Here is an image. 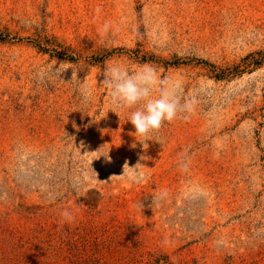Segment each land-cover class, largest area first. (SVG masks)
Wrapping results in <instances>:
<instances>
[{
  "label": "rangeland",
  "instance_id": "1",
  "mask_svg": "<svg viewBox=\"0 0 264 264\" xmlns=\"http://www.w3.org/2000/svg\"><path fill=\"white\" fill-rule=\"evenodd\" d=\"M112 65L191 111L140 144ZM0 264H264V0H0Z\"/></svg>",
  "mask_w": 264,
  "mask_h": 264
},
{
  "label": "clouds",
  "instance_id": "2",
  "mask_svg": "<svg viewBox=\"0 0 264 264\" xmlns=\"http://www.w3.org/2000/svg\"><path fill=\"white\" fill-rule=\"evenodd\" d=\"M157 85L158 94L154 95ZM102 86L108 90L107 94L115 108L129 112L128 122L135 129L132 135L142 145L153 141L154 134L165 123L174 122L182 111H191L188 102L180 103L175 86L170 85L166 78H158L157 70L148 65L134 73H129L119 65L106 67ZM61 215L66 222L74 220V216L68 211Z\"/></svg>",
  "mask_w": 264,
  "mask_h": 264
}]
</instances>
